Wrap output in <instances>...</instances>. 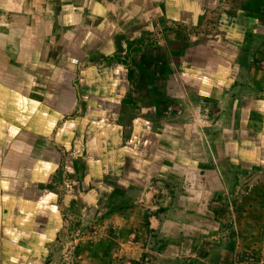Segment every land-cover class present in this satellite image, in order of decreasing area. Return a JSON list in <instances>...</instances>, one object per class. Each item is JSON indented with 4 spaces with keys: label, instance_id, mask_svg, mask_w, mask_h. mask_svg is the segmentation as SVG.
<instances>
[{
    "label": "rangeland",
    "instance_id": "1",
    "mask_svg": "<svg viewBox=\"0 0 264 264\" xmlns=\"http://www.w3.org/2000/svg\"><path fill=\"white\" fill-rule=\"evenodd\" d=\"M241 63L179 89L151 63L115 106L55 124L52 217L21 264H264V50Z\"/></svg>",
    "mask_w": 264,
    "mask_h": 264
},
{
    "label": "crops",
    "instance_id": "2",
    "mask_svg": "<svg viewBox=\"0 0 264 264\" xmlns=\"http://www.w3.org/2000/svg\"><path fill=\"white\" fill-rule=\"evenodd\" d=\"M248 2L254 18L231 0H0V264H21L52 217L53 126L115 106L151 63L176 89L182 76L241 74L264 50V2Z\"/></svg>",
    "mask_w": 264,
    "mask_h": 264
},
{
    "label": "snow or ice",
    "instance_id": "3",
    "mask_svg": "<svg viewBox=\"0 0 264 264\" xmlns=\"http://www.w3.org/2000/svg\"><path fill=\"white\" fill-rule=\"evenodd\" d=\"M0 90H2V86H0ZM0 138H2V137H0ZM2 186H3V183L0 182V187H2Z\"/></svg>",
    "mask_w": 264,
    "mask_h": 264
}]
</instances>
